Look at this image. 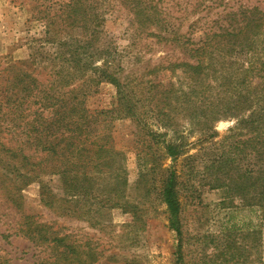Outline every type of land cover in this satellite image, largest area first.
<instances>
[{
    "label": "trees",
    "instance_id": "obj_1",
    "mask_svg": "<svg viewBox=\"0 0 264 264\" xmlns=\"http://www.w3.org/2000/svg\"><path fill=\"white\" fill-rule=\"evenodd\" d=\"M30 1L43 8L48 41L59 45L62 57L68 51L67 60L77 70H63L53 81L42 82L27 70L0 68V78L6 73L5 97L0 100V156L19 157L18 166L26 169L16 180L0 168V194L21 213L19 233L58 255L66 254L65 237L48 235L46 224L25 213L26 182L22 186V181L27 176L34 181L40 172L50 171L61 178L68 192L78 191V180L93 181L91 169L106 171L104 166L110 165L111 152L116 150L110 124L128 118L135 128L137 156L143 161L140 176L146 178L149 193L156 192L167 205L169 226L178 237L172 264H247L250 253L262 244L258 227L207 236L200 255L188 257L181 197L190 188L176 164L180 158L188 161L190 178L200 173L212 187L224 190L230 204L239 197L242 205L259 211L264 224V6L195 0L184 11L202 14L182 32L181 23L169 19L161 0H120L133 28L154 36L156 43L178 48L181 56L167 64L146 66L139 76L119 79L121 68L111 71L107 59L111 46L103 36L107 0ZM88 54L92 60L105 56L106 62L96 66ZM89 70L98 81L117 86L110 108L91 111L79 99L78 84L64 87ZM163 70L171 75L160 78ZM226 119L234 124L215 141L218 146L210 153L202 147L188 154L190 135L199 132V143L213 140L217 122ZM3 134L10 135L6 141ZM18 137L22 138L19 146ZM166 159L172 163L163 168ZM198 159L203 162L201 169ZM80 171L84 172L81 178ZM59 261L54 258L55 263Z\"/></svg>",
    "mask_w": 264,
    "mask_h": 264
},
{
    "label": "rangeland",
    "instance_id": "obj_2",
    "mask_svg": "<svg viewBox=\"0 0 264 264\" xmlns=\"http://www.w3.org/2000/svg\"><path fill=\"white\" fill-rule=\"evenodd\" d=\"M107 1L109 11L103 36L105 43L111 46V57H107L111 71L122 69L117 74L119 79L139 76L146 66L160 61L167 64L181 56L178 48L173 50L165 43H156L154 36L133 28L131 15L120 0ZM194 1L161 0L160 5L169 13L170 20L181 23V31L185 32L191 20L202 14L184 11L185 6L189 10ZM226 2L234 6L239 2L264 6V0ZM42 9L36 1L0 0V68L18 67L32 72L42 82H49L58 72L75 73L77 68L67 60L68 51L64 50L66 55L62 57L59 45L48 41V21L41 17ZM88 57L91 59L92 55ZM104 59L106 57L102 56L91 61L102 66ZM5 74L0 78V100L5 97ZM169 75V71L163 70L160 78ZM72 84H78L79 99H84V105L91 111L110 108L116 101L117 86L104 79L98 81L90 70L75 82L65 83L64 87H72ZM233 124L234 120L230 119L217 122L218 134L204 143H199L200 134L194 132L189 136L188 154L198 153L202 147L210 153L212 147L218 146L215 141L221 140ZM110 126L116 149L110 155L113 167L104 166L106 171L100 173L91 169L93 181L78 180V191L68 192L61 178L50 171L40 172L34 181L26 175V180L22 181V186L26 182L22 192L25 213L46 224L48 235L65 237L64 244L69 245L66 254L58 255L46 245L35 244L21 235L18 231L21 213L0 194V264H172L178 237L169 226L167 205L156 192L149 193L146 178L140 176L143 161L137 156L134 125L126 118L116 119ZM3 136L2 140L6 141L10 135ZM21 140L17 138L18 146ZM187 162L180 158L176 167L190 188L183 190L181 197L188 257L200 255L207 236L235 228L258 227L262 230V244L250 253L247 264H264V224L259 211L242 205L239 197L230 204L224 190L212 187L210 180L198 172L190 178ZM171 163V159L164 160L163 168ZM196 163L199 169L203 167L202 160ZM18 164L19 157L10 160L0 156V168L16 180L26 173ZM83 173L79 172L80 178ZM28 182L31 183L27 185ZM56 257L60 258L57 263L54 262Z\"/></svg>",
    "mask_w": 264,
    "mask_h": 264
}]
</instances>
